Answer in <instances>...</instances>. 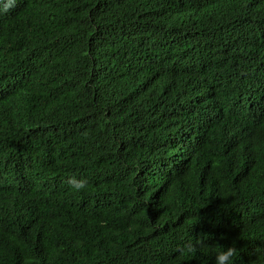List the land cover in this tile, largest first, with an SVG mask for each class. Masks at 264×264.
Segmentation results:
<instances>
[{
	"label": "trees",
	"instance_id": "obj_1",
	"mask_svg": "<svg viewBox=\"0 0 264 264\" xmlns=\"http://www.w3.org/2000/svg\"><path fill=\"white\" fill-rule=\"evenodd\" d=\"M227 246L264 264V0L0 11V264H213Z\"/></svg>",
	"mask_w": 264,
	"mask_h": 264
},
{
	"label": "clouds",
	"instance_id": "obj_2",
	"mask_svg": "<svg viewBox=\"0 0 264 264\" xmlns=\"http://www.w3.org/2000/svg\"><path fill=\"white\" fill-rule=\"evenodd\" d=\"M14 3V0H6V2L3 4L2 9L0 11H6L12 4ZM222 64L226 65L228 64L229 58L227 60H222ZM187 135L186 133H182ZM174 139H171L175 142H180L185 137L183 135L174 134L172 135ZM67 183L69 186L79 192L87 187L88 181L85 178H76L75 176L69 177L67 180ZM237 255V250L232 246L227 247H221L215 254L213 264H235V257Z\"/></svg>",
	"mask_w": 264,
	"mask_h": 264
}]
</instances>
